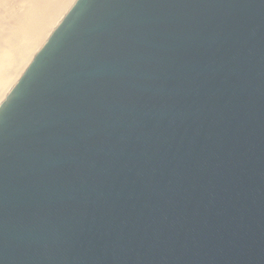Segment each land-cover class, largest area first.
<instances>
[{"label": "water", "instance_id": "95a60500", "mask_svg": "<svg viewBox=\"0 0 264 264\" xmlns=\"http://www.w3.org/2000/svg\"><path fill=\"white\" fill-rule=\"evenodd\" d=\"M0 264H264V0H75L0 104Z\"/></svg>", "mask_w": 264, "mask_h": 264}, {"label": "bare ground", "instance_id": "6f19581e", "mask_svg": "<svg viewBox=\"0 0 264 264\" xmlns=\"http://www.w3.org/2000/svg\"><path fill=\"white\" fill-rule=\"evenodd\" d=\"M75 0H0V104Z\"/></svg>", "mask_w": 264, "mask_h": 264}]
</instances>
